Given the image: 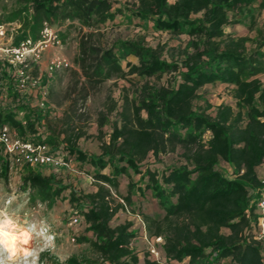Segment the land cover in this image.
Wrapping results in <instances>:
<instances>
[{"label":"trees","instance_id":"obj_1","mask_svg":"<svg viewBox=\"0 0 264 264\" xmlns=\"http://www.w3.org/2000/svg\"><path fill=\"white\" fill-rule=\"evenodd\" d=\"M29 4L34 39L45 22L80 26L74 90L65 97L61 117L49 105H37V90H17L13 69L0 63V129L8 126L26 142L48 146L56 161L69 166L19 169V190L28 193V201L61 206L65 222L82 225L73 239L84 249L64 264H139L133 223L113 225L120 213L139 216L148 238L162 237L158 250L168 263L264 264V241L256 240L257 204L264 198V180L257 174L264 163V0ZM117 17L188 40L175 48L151 47L142 37L103 41L101 28ZM236 26L248 35L237 34ZM129 58L137 63L127 61L125 71L122 62ZM113 79L132 89L123 87L118 109L113 105L101 115L97 150H83L79 141L92 137L80 127L78 103ZM47 82L43 77L41 86ZM217 85L231 89L233 104L209 103L202 90ZM106 122L110 131L103 140ZM66 171L84 175L94 190L67 183L61 177ZM9 173L0 145V181L6 183ZM152 200L162 216L142 213V204ZM144 264H153L146 249Z\"/></svg>","mask_w":264,"mask_h":264},{"label":"rangeland","instance_id":"obj_2","mask_svg":"<svg viewBox=\"0 0 264 264\" xmlns=\"http://www.w3.org/2000/svg\"><path fill=\"white\" fill-rule=\"evenodd\" d=\"M127 1L131 2L133 0ZM117 3L122 5L120 2ZM29 5V0H0V25H3L6 29L5 39L1 40L0 43L15 44L19 38L31 36ZM70 23L65 27H58L62 48L53 51L67 58L73 67L54 74L49 79V88L47 89L48 105L56 111L58 117H61L67 105L65 97L69 89L70 91L74 90V72H77L75 61L78 54L80 26L78 23H74V25ZM263 23L264 10L261 12L259 25ZM137 25L136 21L127 23L123 18L117 17L115 21L107 23L101 28L103 41L112 42L116 39L142 37L145 43L151 47L161 43L167 47L175 48L178 45H184L188 40L187 36L184 35L177 40L169 35L146 31ZM234 31L237 34L248 35L247 30L241 26L234 27ZM83 32H86V30H83ZM249 36L252 37L253 33H250ZM51 56L52 54L49 57ZM130 59L122 62L125 71L127 70V61L132 64ZM45 61H40L34 76L45 75L44 70L47 63ZM166 78L167 76H164L159 83H163ZM260 79L264 82V75L260 76ZM123 87L132 89L123 79L110 80L91 91L83 105L78 103L77 108L81 109L80 113L83 115L80 127L87 135L92 137L90 140L83 141L81 139L79 141L78 144L81 149L97 150L99 143L97 140L98 122L101 115L108 113L113 105L118 109L121 104L120 97ZM202 91L214 108L221 104H233L229 87L224 85L210 86ZM71 95L74 97V93H71ZM110 118L111 116H109V120ZM109 131L110 125L106 122L102 127L103 140L107 138L106 135ZM176 159V157H173L172 160L175 161ZM225 169H228L227 166H225ZM61 174V177H64L67 183L71 182L75 188L89 192L94 190L93 185L88 183L84 175L72 171L61 172ZM21 176L20 170H10L8 181L6 183L0 181V241L4 246L0 245V264H64L68 257L84 249L72 241L74 233L80 232L82 225L70 226L65 222L67 218L64 216L66 210L62 209L61 206H47L38 201H28V193H22L19 190ZM141 210L143 214L147 215L156 217L163 215V211L155 200H152L148 205L142 204ZM126 220L133 223V232H141V224L135 216H128L125 213H120L119 218L113 225ZM142 243L141 235H137L132 247L142 249ZM161 257L164 259L163 255ZM170 264H175V262Z\"/></svg>","mask_w":264,"mask_h":264},{"label":"built area","instance_id":"obj_3","mask_svg":"<svg viewBox=\"0 0 264 264\" xmlns=\"http://www.w3.org/2000/svg\"><path fill=\"white\" fill-rule=\"evenodd\" d=\"M5 36L6 29L3 25H0V41L5 39ZM61 48L60 30L47 22L43 23L36 39L27 36L15 44L0 43V63L7 64L13 69L16 77V89L20 92L37 90V105L42 109L48 105L47 87L46 85L41 86L42 78L46 77L49 80L54 74L71 69L73 66L67 58L59 54H53L46 63L45 75L34 76L33 68L39 65L45 52L60 50ZM0 145L3 146L10 160V170L17 171L25 165L53 167L58 170L69 168L68 164L56 161L52 157L48 146L26 142L19 138L16 132L8 126H3L0 129ZM257 208L260 217L258 219L256 240L264 241V198L257 204ZM135 218L141 224L146 252L150 261L153 264H170L161 257L158 250V247L163 245L162 237L148 238L141 218L139 216ZM77 224L78 221L73 220L70 225Z\"/></svg>","mask_w":264,"mask_h":264},{"label":"crops","instance_id":"obj_4","mask_svg":"<svg viewBox=\"0 0 264 264\" xmlns=\"http://www.w3.org/2000/svg\"><path fill=\"white\" fill-rule=\"evenodd\" d=\"M117 2H120V3H124L126 0H116ZM69 23H65V25L63 26V27H65V26H67ZM55 28H58L57 26H55ZM59 29V28H58ZM60 30V29H59ZM48 52V53H47ZM45 54H43V56L41 57V61L42 60H46L45 62H47L48 60H49V56H50V54H57V52L56 51H53V50H49V51H47ZM130 61L132 62V64H136L137 63V61L135 60V59H133V58H131L130 59ZM47 79V78H46ZM47 81H48V79H47ZM48 83L49 82H47V84H46V87H47V89L49 88V86H48ZM225 168V167H224ZM257 174H258V176L261 178V179H263L264 180V163L262 164V166L257 170ZM128 216H133V215H128ZM118 218H119V214H118V216H117ZM117 218V219H118ZM137 235H141V238H142V240H143V243H142V245H143V247H142V249H140V247H134V249L138 252V260H139V264H144V253H145V249H146V245H145V242H144V239H143V231H142V229H141V232H137ZM175 264H178V263H175ZM179 264H188V261L186 260V261H183L182 263H179Z\"/></svg>","mask_w":264,"mask_h":264},{"label":"bare ground","instance_id":"obj_5","mask_svg":"<svg viewBox=\"0 0 264 264\" xmlns=\"http://www.w3.org/2000/svg\"><path fill=\"white\" fill-rule=\"evenodd\" d=\"M0 245H1L2 247H4V246H3V243H2L1 241H0ZM5 250H6V248H5Z\"/></svg>","mask_w":264,"mask_h":264}]
</instances>
